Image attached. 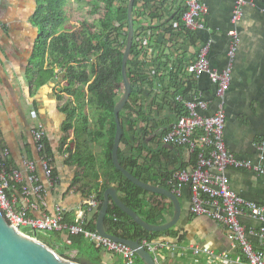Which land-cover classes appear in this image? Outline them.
I'll use <instances>...</instances> for the list:
<instances>
[{
  "label": "crops",
  "instance_id": "crops-1",
  "mask_svg": "<svg viewBox=\"0 0 264 264\" xmlns=\"http://www.w3.org/2000/svg\"><path fill=\"white\" fill-rule=\"evenodd\" d=\"M155 1L162 9L163 24L169 23L184 3V0ZM235 2L206 0V28L196 35L200 40L210 41L208 59L212 69L222 71L229 66L231 68V86L225 95L224 140L227 149L243 160L264 165V153L259 150L264 141V0H249L241 18L233 24ZM36 8V0H0V146L10 150L8 165L12 170L23 171L27 161L38 163L37 173L45 186L48 206L35 216H54L57 208L61 207L71 222L85 209L89 196L101 188L106 140L91 143L89 152L84 155L85 159L95 158L93 169L90 166L80 167L70 151L73 149V155L77 151V127L68 134L64 133L67 116L62 108L70 101L74 104L77 101L62 93L67 84L63 81V75L40 87L31 82L29 72L39 36V29L32 24ZM231 31H235L238 37L232 58L228 55L233 44V38L229 35ZM51 63L49 60L48 65ZM196 86L206 94L209 102V108L203 114L212 115L217 108L213 101L214 85L206 75H202ZM146 106L149 108L148 104ZM89 119L94 120L92 115ZM131 120H136V117L132 116ZM161 121L173 122L174 119L167 113L162 115ZM39 125L47 132L52 168L59 179L55 186L49 185L38 162L39 153L32 131ZM87 138L85 136L81 141ZM122 148L124 153H128V146L122 144ZM169 151L177 168L190 166V155L185 148ZM95 175L100 176L97 178ZM226 175L235 194L264 206V177L235 169H228ZM179 201L182 215L175 229L184 239L178 244L164 240L169 247L158 251L157 264H214L206 255H193L190 250L192 246L205 247L221 254L229 253L231 244L226 229L206 217L190 214V192L187 187L183 189ZM23 204L25 202L20 197L19 206ZM173 214L172 205L164 215L163 223L169 222ZM242 222L249 229L260 227L259 223L248 217L243 218ZM254 242L257 243V240L254 239ZM103 259V264H113L122 257L105 251Z\"/></svg>",
  "mask_w": 264,
  "mask_h": 264
},
{
  "label": "built area",
  "instance_id": "built-area-1",
  "mask_svg": "<svg viewBox=\"0 0 264 264\" xmlns=\"http://www.w3.org/2000/svg\"><path fill=\"white\" fill-rule=\"evenodd\" d=\"M248 4L249 0H236L233 24L241 18L243 8ZM139 9L142 12V7ZM161 13L162 9L153 0L147 12L141 13L142 25L134 27L133 44L136 43L139 51L133 60L135 66H145L146 76L152 83L150 89L143 88L149 95L148 101L147 96L143 97L149 105L145 119L161 121L162 115L170 113L173 116L174 121L167 125L169 130L161 134L160 142L185 148L194 159L189 167L175 171L168 185L177 197L187 187L190 214L220 224L226 229L231 244V251L223 254L205 247L192 246L190 250L195 256L206 255L214 264H264V206L235 194L226 175L228 169H235L264 177V165L243 160L226 147L225 95L231 86V68L229 66L222 71L212 69L208 59L210 41L200 40L196 35L206 28V0H184L182 9L167 24L162 23ZM229 35L233 44L228 55L232 58L238 37L235 31ZM179 69V77L171 83V73L176 74ZM60 75H63L61 69L57 71V77ZM202 75H206L215 87L213 101L217 108L210 116L203 114L209 108L206 94L196 86ZM188 82L194 83L191 89L187 87ZM181 83V91H178ZM150 105L154 106L150 108ZM32 135L39 153V165L49 185L55 186L59 179L52 168L46 129L39 125ZM259 150L264 153V141ZM10 157V150L0 146V209L11 226L24 232L30 230L47 235L55 232L83 235L104 251L122 257L124 264L135 263L137 255L130 247L85 228L87 215L99 211L100 201L96 192L89 196L85 209L71 222L66 221V213L61 207L57 208L54 216L37 217L35 214L48 206L46 189L37 173L38 163L27 161L23 171L12 170L8 165ZM20 197L25 202L22 206H19ZM246 217L259 223L260 227L247 228L242 222ZM140 243L156 261L158 251L169 247L165 242H150L148 239Z\"/></svg>",
  "mask_w": 264,
  "mask_h": 264
},
{
  "label": "trees",
  "instance_id": "trees-1",
  "mask_svg": "<svg viewBox=\"0 0 264 264\" xmlns=\"http://www.w3.org/2000/svg\"><path fill=\"white\" fill-rule=\"evenodd\" d=\"M99 1L107 6L106 17L95 23L84 21L78 30L69 32L65 27L69 20L67 7L70 0H36L37 8L32 17V24L39 29V36L29 72L31 82L40 87L54 80L57 70H63V81L67 84L62 93L76 98L77 101L76 104L70 101L62 108V112L67 116L64 133L68 134L71 129L77 127V151L74 155L73 149L70 151L71 155L77 158L80 167L94 166L95 158L91 156L92 159L89 157L85 159L84 155L89 152L91 143L106 140L103 183L96 191L100 201L99 211L106 190L115 186L124 205L144 222L149 225H163L164 215L172 208L171 202L163 196L136 187L115 168L113 163L112 152L117 133L115 108L124 94L122 66L128 37V0ZM152 1L135 0L133 11L135 29L142 25L140 22L143 19L142 15L147 12ZM140 7L143 9L142 12ZM138 51L134 43L127 64L131 98L120 116L124 129L122 144L128 146L129 151L124 153L121 144L119 157L124 169L141 182L172 191L168 180L175 171L184 167H176L175 159L169 156V150L163 148L160 138L158 142H146L150 136L149 131H153V123L156 121L145 119L148 106L143 97L147 96L148 99L149 95L143 88L146 86L150 89L152 83L146 76L145 66H135L133 58L137 56ZM49 60L52 63L48 65ZM179 72L180 69L176 74L171 73V83L176 82ZM193 86L194 83L188 82V89ZM181 87L182 83L178 91H181ZM153 106L150 105V108ZM91 115L93 122L89 119ZM131 115L137 116L136 120H131ZM161 123L164 135L169 129L164 121ZM85 136L88 138L82 142ZM193 159L194 157L190 156L188 162L191 164ZM95 176L99 178L100 175ZM99 211L87 215L85 226L87 230L97 231ZM65 219L69 222L67 215ZM106 229L109 234L131 241L141 242L148 239L150 242H163L169 239L178 244L184 239L175 227L161 233L144 231L113 201L106 219ZM25 233L32 234L30 230H26ZM38 238L66 259L77 262L80 258H86L92 264H103L105 251L87 242L83 235L71 236L55 232L42 236L39 233ZM68 241H71V244H68ZM113 264L124 263L120 259ZM134 264L144 262L136 256Z\"/></svg>",
  "mask_w": 264,
  "mask_h": 264
},
{
  "label": "water",
  "instance_id": "water-1",
  "mask_svg": "<svg viewBox=\"0 0 264 264\" xmlns=\"http://www.w3.org/2000/svg\"><path fill=\"white\" fill-rule=\"evenodd\" d=\"M135 0H128L127 19H128V37L124 50L122 74L124 94L115 108V123L117 133L114 140L112 158L115 168L120 171L124 177L136 187L159 196L167 198L174 208L172 219L163 225H149L144 222L134 211L124 205L120 199L118 190L111 187L104 194V201L99 211L97 221V232L113 241L123 243L135 251L136 255L144 264H157L155 258L141 245L140 241H131L109 234L106 229V219L108 217L111 202L121 209L124 214L129 216L132 221L149 233H161L174 228L182 215V208L179 198L171 191L159 186L149 185L141 182L122 166L119 153L124 138V129L121 121V113L131 98V85L127 74V64L133 47L134 40V11ZM164 149L173 150L172 146H163ZM39 233L33 231L27 234L13 226L6 220L0 209V264H92L86 258H80L77 262L62 257L56 250L44 243L38 238Z\"/></svg>",
  "mask_w": 264,
  "mask_h": 264
},
{
  "label": "rangeland",
  "instance_id": "rangeland-1",
  "mask_svg": "<svg viewBox=\"0 0 264 264\" xmlns=\"http://www.w3.org/2000/svg\"><path fill=\"white\" fill-rule=\"evenodd\" d=\"M106 11V4L99 0H70L67 7L69 20L65 28L69 32H75L84 21L95 23L102 19L106 15ZM40 234L47 235L43 232Z\"/></svg>",
  "mask_w": 264,
  "mask_h": 264
},
{
  "label": "flooded vegetation",
  "instance_id": "flooded-vegetation-1",
  "mask_svg": "<svg viewBox=\"0 0 264 264\" xmlns=\"http://www.w3.org/2000/svg\"><path fill=\"white\" fill-rule=\"evenodd\" d=\"M163 121H156L154 122L153 131H149V138L146 140L148 143L149 141L158 142L159 138L161 137V134L164 132L163 124L161 123ZM165 125H169L170 122H165Z\"/></svg>",
  "mask_w": 264,
  "mask_h": 264
}]
</instances>
